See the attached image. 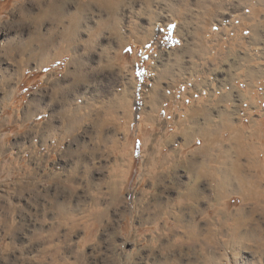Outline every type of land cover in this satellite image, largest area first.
Instances as JSON below:
<instances>
[{
    "label": "rangeland",
    "instance_id": "374dc122",
    "mask_svg": "<svg viewBox=\"0 0 264 264\" xmlns=\"http://www.w3.org/2000/svg\"><path fill=\"white\" fill-rule=\"evenodd\" d=\"M0 67V264H264V0H0Z\"/></svg>",
    "mask_w": 264,
    "mask_h": 264
},
{
    "label": "bare ground",
    "instance_id": "6f19581e",
    "mask_svg": "<svg viewBox=\"0 0 264 264\" xmlns=\"http://www.w3.org/2000/svg\"><path fill=\"white\" fill-rule=\"evenodd\" d=\"M120 0H103V2L105 3V5H107L108 7H112V6H115L116 4L119 3ZM58 2V1H57ZM84 5V4H83ZM82 7V6H81ZM41 21V20H40ZM39 21V22H40ZM69 29L68 28V34L65 36V38L63 39H67L69 40V38L71 39V32H69ZM33 36V35H32ZM72 40V39H71ZM51 41L50 37L49 38H41L40 35L38 33L34 34V37L32 39V42H39L40 44V47L41 48H45L46 45ZM62 46V45H61ZM21 48V47H20ZM67 48V47H66ZM65 48V49H66ZM68 51V50H67ZM3 68L0 67V72L4 73ZM5 72H8V71H5ZM11 76V75H10ZM8 76L7 74H3L2 75V79L0 80V89L2 90V93L4 96H7L8 95V92L11 90V86H12V83L14 81V78L13 77H10ZM3 96V97H4ZM37 98V97H36ZM28 107V106H27ZM35 108V107H33ZM30 109V107L28 108ZM31 109H32V106H31ZM30 109V110H31ZM36 111V110H35ZM29 112V110L27 111ZM35 113V112H33ZM29 137V136H28ZM36 137V136H35Z\"/></svg>",
    "mask_w": 264,
    "mask_h": 264
}]
</instances>
